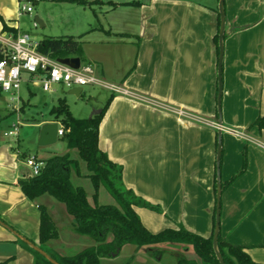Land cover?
<instances>
[{"label":"crops","instance_id":"1","mask_svg":"<svg viewBox=\"0 0 264 264\" xmlns=\"http://www.w3.org/2000/svg\"><path fill=\"white\" fill-rule=\"evenodd\" d=\"M218 3L219 0H107L106 23L97 19L96 25L88 24L80 61L94 65L100 79L139 98L112 96L99 126L98 145L109 160L122 167L125 188L159 209L135 208L151 233L183 227L203 238L213 234L218 131L200 120L219 124L221 119L224 131L220 182H228L244 161L246 168L221 189L219 235L230 244L243 246L254 262L264 264V150L256 144H264V132L250 128L264 116V0H224L220 115L219 48L214 41L219 32ZM3 22L15 34L26 32L20 29L19 19ZM81 94L70 95L80 100ZM149 101L182 109L199 121L178 118ZM24 107L19 105L18 114L2 108L17 115L14 124L21 121ZM89 112L92 116L97 111ZM31 121L38 130L42 124L53 122L48 115ZM230 131L243 132L251 141ZM20 155L24 154L18 150L16 154L0 151V246L16 248V252H0V264H23L17 256L19 260L26 259L24 264H32L28 245L19 237L39 247V234L37 240L29 234L31 224L39 226L38 205L47 207L58 230V238L43 249L49 254L72 255L68 250L82 239L73 231L72 217L63 204L53 203L49 196L36 201L26 198L17 184L29 176L19 171ZM87 196L92 204V195ZM18 210H24V219L14 217ZM124 249L101 261L154 264L151 255L160 262L163 254H171L173 264L180 257L201 264L188 249L160 256L140 252L137 247V252H122Z\"/></svg>","mask_w":264,"mask_h":264},{"label":"trees","instance_id":"2","mask_svg":"<svg viewBox=\"0 0 264 264\" xmlns=\"http://www.w3.org/2000/svg\"><path fill=\"white\" fill-rule=\"evenodd\" d=\"M17 1L19 4H34L41 0ZM49 1L76 4L82 7H91V3L98 2L97 0L93 2L86 0ZM2 31L14 32L4 23ZM114 35L128 37L125 34ZM81 37L82 35L44 37L38 41L36 51L55 60L64 57L80 58L82 54ZM214 41L217 45V35ZM2 57L0 52V60ZM112 96L107 99L99 111L88 119L75 118L66 100L59 98L56 105L50 108L48 117L61 125L63 135L59 139L65 143L68 152L43 160V167L38 175H29L17 182L23 194L30 201L49 196L63 204L66 212L73 219V231L77 235L90 238L93 242L92 245L69 256H59L56 253L47 254L58 264H100L102 259L114 257L125 245H134L139 249L154 247L155 249L151 252L156 256H160L167 250L164 246H170L173 251L192 250L201 264H219L212 248V235L209 238H203L183 227L177 230L165 229L158 233H151L141 223L135 208H146L156 212H159V209L125 188L122 181V167L109 160L98 145L99 126L112 101ZM23 107L22 105L21 109ZM251 127L264 132V116L258 117ZM71 151L76 152V158L71 155ZM81 163L84 164L85 172L81 170ZM245 168L244 161L240 170L228 182L221 183V189L230 185L245 171ZM73 176L89 180L93 188L92 204L88 201L85 189L73 183ZM100 188L105 189L114 204H99ZM38 211V241L39 248L43 250V246L58 238V230L46 206L38 205ZM26 248L33 256L32 264H51L32 248L28 246ZM217 248L224 264H260L250 258L243 246L230 244L220 235L217 239ZM176 264L197 263L180 257Z\"/></svg>","mask_w":264,"mask_h":264},{"label":"rangeland","instance_id":"3","mask_svg":"<svg viewBox=\"0 0 264 264\" xmlns=\"http://www.w3.org/2000/svg\"><path fill=\"white\" fill-rule=\"evenodd\" d=\"M86 1L93 2L95 0ZM106 1L107 0H105L103 4L99 2L91 3V7H82L80 5L69 3H54L49 0H41L34 4L21 3L32 8L33 12L31 16H28V14L20 12V5L17 0H0V33L2 32L1 27L4 23L3 21L11 22L19 19L20 29L28 32L34 43L44 38L45 36L43 35L53 37H62L66 35L78 37L82 35L81 41H84L86 38L84 37V33L88 24L94 26L97 24L98 19L103 25H105L106 19L108 18L105 12L109 9ZM35 17L41 20L45 27H41L37 24L34 26ZM54 89L57 93L49 94L43 92L39 87H27V85L23 84L19 89L18 94H14V96L8 93L3 94V99L7 104L11 106H25L24 112L20 113L21 121L19 123L21 125L19 126L18 136H5V133L11 129H9V126L12 122H16L18 118L16 114L7 113V111L2 108L3 105L0 106V151L1 154H4V151L6 152V150L16 154V150H18V152L24 154V156L20 155L19 158V171L22 175H32L31 169L26 164L29 155L36 156L37 159H44L53 155H62L68 152L65 143L60 139H58L53 145L40 147L38 145L39 130L34 125L35 122L31 121L32 119L37 120L42 117H47L50 108L56 105L59 98L67 99L70 111L75 118L88 119L91 115V112L87 114L88 110L92 111V109H95L96 111H99L110 96L109 91L97 86L84 87L83 93L81 94L82 99L80 100L75 99L69 94L70 89L61 88L60 86H56ZM29 90L31 94H29ZM17 96L20 98L18 101L16 99L10 101L12 97ZM71 155L76 158V152L71 151ZM81 170L85 172L83 163H81ZM72 181L75 185L82 186L89 195L93 194V188L88 179H78L73 176ZM50 200L53 203H57L53 198H50ZM90 201H92L91 198ZM98 202L102 205L114 204L111 197L103 188H100L99 190ZM10 212L13 211L11 210ZM17 216L21 217L20 219H24V210H18L14 217ZM38 228V224H34L33 226L31 224L29 228V234H31L35 240L38 238ZM77 236L82 239L79 241L78 246L75 245L68 250V252L72 254L80 252L82 249L93 243L90 238L86 236ZM124 247L126 249L122 252H137L135 251L136 246L134 245H125ZM169 247L170 246H164V248H167L165 252L173 251L172 247ZM153 249L155 248L143 247L140 248V252H151ZM44 251L48 253L46 250ZM190 251L193 252L192 250ZM0 252H16V248L13 245L7 247L0 246ZM17 257V261L20 263L24 264L26 262L25 258L19 260L20 256ZM151 257L154 264H173L175 261L174 256L171 254H163L160 262L156 261V258H154L153 255H151ZM121 261L117 263H103V261H101L100 264H121Z\"/></svg>","mask_w":264,"mask_h":264},{"label":"built area","instance_id":"4","mask_svg":"<svg viewBox=\"0 0 264 264\" xmlns=\"http://www.w3.org/2000/svg\"><path fill=\"white\" fill-rule=\"evenodd\" d=\"M104 2L105 0H97ZM20 5V12L31 13L32 8L25 4ZM36 26V24H34ZM38 43H34L30 34L26 32L0 33V52L3 57L0 60V105H3L12 113L18 114L19 106H11L3 99V94H18L23 84L33 87H39L43 92L52 94L55 87L74 89L84 88L86 86L101 87L110 92V94H121L128 97L139 99L123 87L106 82L100 79L95 70V66L90 63H82L77 69H72L66 65L59 64L55 59L42 55L36 51ZM19 100L20 98L12 97L10 101ZM142 99V98H140ZM143 101H146L142 99ZM147 102V101H146ZM151 105L175 114L178 118L199 121L196 116L182 109L174 108L159 102L149 101ZM204 124L215 128L217 131H224L223 127L217 123L203 121ZM19 123L11 125V130L5 133V136H17ZM232 134L251 141V139L243 132L230 131ZM63 130L58 126L57 138L62 137ZM264 150V144L256 143ZM27 166L31 169L32 175H38L43 162L36 156H28Z\"/></svg>","mask_w":264,"mask_h":264},{"label":"water","instance_id":"5","mask_svg":"<svg viewBox=\"0 0 264 264\" xmlns=\"http://www.w3.org/2000/svg\"><path fill=\"white\" fill-rule=\"evenodd\" d=\"M218 13H219V32H218V48H219V56H218V75H217V85H218V93H217V110L220 115V98L222 94V81H221V72H222V59H223V38H224V30H225V13H224V0H219L218 3ZM34 21L37 25L42 26V23L38 18H34ZM56 61L59 64L66 65L72 69H77L80 65V58L78 57H64L57 58ZM82 92V88H74L70 91V94L74 96H79ZM91 117V116H90ZM219 124L221 125V119H219ZM57 130L58 124L55 122L44 123L40 126L39 136H38V145L40 147H47L56 143L57 140ZM220 154H221V132L218 131V145H217V157H216V176H217V184H216V208H215V223L212 234V248L215 253L216 259L219 264H224L221 255L217 248V239L219 235V227H220V196H221V182H220ZM22 241H24L28 246H30L34 251L43 256L49 263L58 264L54 259H52L46 252L40 249L38 246L28 242L22 237H19Z\"/></svg>","mask_w":264,"mask_h":264}]
</instances>
